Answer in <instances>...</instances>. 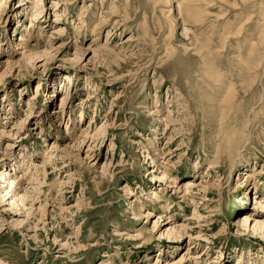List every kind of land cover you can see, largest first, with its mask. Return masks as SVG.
Here are the masks:
<instances>
[{"label": "rangeland", "instance_id": "1", "mask_svg": "<svg viewBox=\"0 0 264 264\" xmlns=\"http://www.w3.org/2000/svg\"><path fill=\"white\" fill-rule=\"evenodd\" d=\"M3 1L0 264H264V0Z\"/></svg>", "mask_w": 264, "mask_h": 264}, {"label": "bare ground", "instance_id": "2", "mask_svg": "<svg viewBox=\"0 0 264 264\" xmlns=\"http://www.w3.org/2000/svg\"><path fill=\"white\" fill-rule=\"evenodd\" d=\"M188 2H189V4L190 5H193L195 2H198V0H188ZM6 3H5V1H3V3L0 5V11L1 10H3V8H4V5H5ZM38 4V3H37ZM186 13H187V16H192V18L195 16V17H199L200 16V14H203V13H201V11H199L197 8H193L192 6H186ZM198 22V21H197ZM54 30H57V29H54ZM57 31H55V33H56ZM61 33V32H60ZM199 53H201V50H199L198 51ZM38 59H40V58H42V57H44V56H39L38 55ZM30 61H33V60H30ZM207 64H208V66L209 67H212V66H215V63H208V62H206ZM242 63H244V61H242ZM208 67V68H209ZM219 78V77H218ZM68 79L71 81V77H68ZM232 86V85H231ZM234 95V90L232 89V88H230L229 89V91H228V102H230L231 101V97ZM233 100L235 99V97H233L232 98ZM66 99H64L63 101H65ZM229 110H233V108H224L223 109V111L224 112H227V111H229ZM234 154H232V150L230 151V150H228V156L229 157H232ZM236 155V154H235ZM47 158H49V157H47ZM52 158V157H51ZM215 161V160H214ZM216 163H217V161H216ZM32 164V163H31ZM210 164V163H209ZM33 166V165H32ZM209 167H213L212 166V162H211V164L209 165ZM213 169V168H212ZM214 170V169H213ZM163 176H165V175H163ZM193 178V177H192ZM194 178H195V180H194ZM193 179H189V180H186L184 183H183V185L179 188L180 189V191H182V193L181 194H184V196H183V198H187V193L188 192H190V191H192L193 189H194V187H196L197 186V183H198V181H199V178H198V174H196L195 175V177H194ZM199 186V185H198ZM193 188V189H192ZM255 206H261L263 209H264V203L262 202V200H255ZM256 214H257V212H256ZM253 216V215H252ZM251 215H249V214H245V220H244V222L242 223V227H245V226H247L248 227V225H249V221L251 220V218H253ZM260 221H258L257 222V224H256V226L254 227V231H256L257 232V230H259L258 232H260L261 233V235L263 236V238H264V215H262L260 218ZM171 232H172V230H171ZM173 233V232H172Z\"/></svg>", "mask_w": 264, "mask_h": 264}]
</instances>
